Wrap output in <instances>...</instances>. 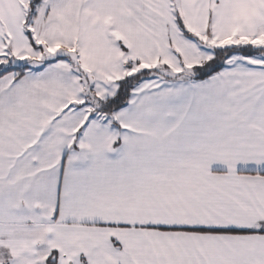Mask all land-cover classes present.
Returning <instances> with one entry per match:
<instances>
[{"label":"snow or ice","instance_id":"obj_1","mask_svg":"<svg viewBox=\"0 0 264 264\" xmlns=\"http://www.w3.org/2000/svg\"><path fill=\"white\" fill-rule=\"evenodd\" d=\"M0 264H264V0H0Z\"/></svg>","mask_w":264,"mask_h":264}]
</instances>
